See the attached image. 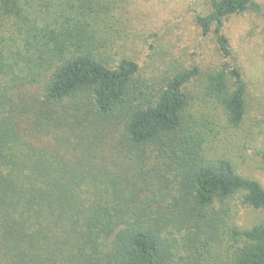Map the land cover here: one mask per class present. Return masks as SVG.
I'll use <instances>...</instances> for the list:
<instances>
[{"label": "trees", "instance_id": "obj_1", "mask_svg": "<svg viewBox=\"0 0 264 264\" xmlns=\"http://www.w3.org/2000/svg\"><path fill=\"white\" fill-rule=\"evenodd\" d=\"M109 4L0 0V264H264V223L242 227L230 206L264 209V187L209 157L188 115L202 78L243 122L224 27L261 5L211 0L195 21L222 63L155 87L107 27Z\"/></svg>", "mask_w": 264, "mask_h": 264}, {"label": "rangeland", "instance_id": "obj_2", "mask_svg": "<svg viewBox=\"0 0 264 264\" xmlns=\"http://www.w3.org/2000/svg\"><path fill=\"white\" fill-rule=\"evenodd\" d=\"M114 12L108 28L126 54L137 60L141 76L160 87L177 66H201L209 70L222 63L214 34L203 35L195 19L207 12L211 0H105ZM260 12L228 17L225 33L233 49V65L244 72L247 114L240 126L229 123L224 105L209 96L203 80L189 85L192 102L188 115L206 136L209 157L229 158L237 171L264 187V0ZM112 5V6H111ZM124 36V39H119ZM236 221L242 227L264 223V209L231 200Z\"/></svg>", "mask_w": 264, "mask_h": 264}]
</instances>
